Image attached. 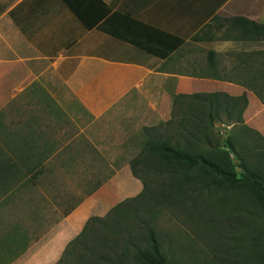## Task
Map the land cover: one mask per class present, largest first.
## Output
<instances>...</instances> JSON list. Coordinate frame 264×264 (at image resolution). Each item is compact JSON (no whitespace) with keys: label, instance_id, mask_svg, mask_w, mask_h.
<instances>
[{"label":"crops","instance_id":"crops-1","mask_svg":"<svg viewBox=\"0 0 264 264\" xmlns=\"http://www.w3.org/2000/svg\"><path fill=\"white\" fill-rule=\"evenodd\" d=\"M254 24L264 0H16L2 11L0 205L11 229L0 253L24 256L54 236L58 258L89 219L142 193L132 163L179 96L245 95L246 122L264 92Z\"/></svg>","mask_w":264,"mask_h":264},{"label":"trees","instance_id":"trees-1","mask_svg":"<svg viewBox=\"0 0 264 264\" xmlns=\"http://www.w3.org/2000/svg\"><path fill=\"white\" fill-rule=\"evenodd\" d=\"M246 28L264 34V24ZM162 34L157 32V38ZM175 40L178 44L183 42ZM242 103L243 106H240ZM247 103L245 95L240 98L224 93L179 96L170 120L146 128L148 140L145 149L132 163L134 174L144 184L147 183L137 170L139 165H146L158 178L168 182L163 185L161 194L153 188L148 192L145 185L142 194L117 205L106 217L89 219L82 233L68 244L57 264H177L163 250L157 229L151 222L139 225L138 230L130 228L139 209L128 206L129 203L142 198L155 206L162 196L168 203L187 209L190 203L187 199H192V207H195L204 198L210 197L216 198L214 202L220 201L224 207L228 195L236 191L247 195L246 202L259 218H254L257 223L251 221L257 227L240 228L237 243L245 248L237 252L238 258H233V262L264 264V160L254 164L243 153V150H250L243 147L247 145L243 140L257 141L260 138L264 147V138L244 120ZM218 122L233 125L236 133H230L223 141H216L215 127ZM165 127L166 130L171 127L177 130L167 137L166 134L155 135V131ZM244 134L250 138L244 139ZM255 150L258 157L264 154L262 148ZM235 160L239 161V165ZM238 166L243 169L242 172L238 171ZM232 198L240 209L243 208L241 201L235 196ZM161 204L159 202L157 206ZM236 213L241 212H231ZM251 229L255 231L253 235L242 233Z\"/></svg>","mask_w":264,"mask_h":264},{"label":"rangeland","instance_id":"rangeland-1","mask_svg":"<svg viewBox=\"0 0 264 264\" xmlns=\"http://www.w3.org/2000/svg\"><path fill=\"white\" fill-rule=\"evenodd\" d=\"M15 1L0 0V13ZM257 95L260 103L258 101L255 106L251 105L248 109L246 122L252 130L258 131L264 138V92H257ZM176 130V127L167 128V130L165 127L163 130L155 131V135L166 134L167 137L175 134ZM230 133H236L233 125L217 123L215 127L216 141H223ZM243 138L248 139L250 137L248 134H244ZM254 140L256 139L243 140L244 143H247V145L243 144V147H248L251 150V152L250 150H243V153L254 164H259L264 160V154L258 157L255 148H262L264 151V147L261 146L260 141L262 139L258 138L259 141ZM235 162L239 165V161L235 160ZM237 169L239 172L243 171L239 166ZM137 170L146 181L147 184H144V188L146 185L148 192L153 188V190H157L161 194L162 187L168 184L167 181L158 178L157 174L146 165H139ZM140 192L133 195L130 189L129 195L125 197L123 193L122 197L127 198L126 200L134 199L142 194ZM233 196L238 201H241L243 208L241 207L240 209V206L235 202V198H232ZM215 199L204 198V201L197 203L195 207H192V199H187V203L190 202L189 207L184 209L175 203H168L162 196L158 201V203L161 202L162 204L158 206V203L155 206H151V202L140 198L137 202L129 203L128 205L131 207L137 206L139 209L137 218L130 224L132 225L130 228L138 230L143 224H147L148 221L151 222V225L157 229L163 250L177 264H236L233 262V258H238L237 252L245 248V246L237 243V239L240 236L239 230L241 227H257V224L254 225V223H257L254 218L257 219L259 217L251 210L250 204L246 202L248 200L246 194L237 191L236 193L232 192L228 195L224 207H222L220 201L215 203ZM241 210L243 212H251V214H244ZM233 211L241 213L231 214ZM10 229L8 211L3 210L0 205V245L6 246V248L9 247L7 235ZM242 233L253 235L255 231L251 229ZM36 240L33 241L32 245H29L32 249L28 250L24 256L22 253H18V256L13 258L10 252L5 251V255L0 253V264H57L63 253L57 258L59 252L53 249L60 243V237H43L41 243H39V240L35 242ZM63 240L65 239L63 238Z\"/></svg>","mask_w":264,"mask_h":264}]
</instances>
